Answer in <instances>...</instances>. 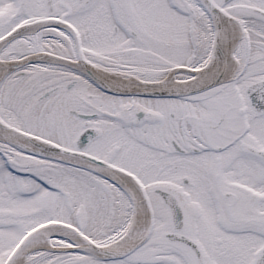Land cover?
Masks as SVG:
<instances>
[{
	"label": "snow or ice",
	"instance_id": "6c2138e0",
	"mask_svg": "<svg viewBox=\"0 0 264 264\" xmlns=\"http://www.w3.org/2000/svg\"><path fill=\"white\" fill-rule=\"evenodd\" d=\"M0 264H264V0H0Z\"/></svg>",
	"mask_w": 264,
	"mask_h": 264
}]
</instances>
